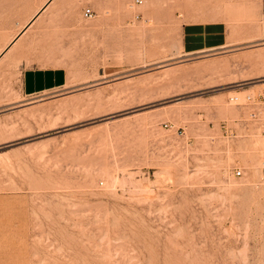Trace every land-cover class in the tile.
<instances>
[{
    "label": "rangeland",
    "instance_id": "rangeland-1",
    "mask_svg": "<svg viewBox=\"0 0 264 264\" xmlns=\"http://www.w3.org/2000/svg\"><path fill=\"white\" fill-rule=\"evenodd\" d=\"M154 1L67 0L5 62L0 264H264L262 0ZM210 11L233 40L184 54L176 22ZM34 64L66 85L23 95Z\"/></svg>",
    "mask_w": 264,
    "mask_h": 264
},
{
    "label": "crops",
    "instance_id": "crops-1",
    "mask_svg": "<svg viewBox=\"0 0 264 264\" xmlns=\"http://www.w3.org/2000/svg\"><path fill=\"white\" fill-rule=\"evenodd\" d=\"M48 1L49 0H0V12H18L15 13V15L0 13V28H11L15 25L24 24L18 29V32H21L25 26L28 29L34 24L50 25V23L65 22V20L60 19V16L52 15L49 17L43 15L45 11L50 12L59 9L67 1L50 0L46 7L40 11V14L29 23L36 13L37 6H44ZM1 34L5 36L6 32H2ZM22 36L19 37L16 42L11 43L6 41L1 43L0 72L5 68L4 65L7 60L11 58L14 59L16 56L27 55H25V51L20 48L23 43ZM4 38L5 37H3V40ZM44 39L46 40V38ZM225 42V26L220 21H192L183 23L182 25L181 44L184 54H193V52L204 51L210 48L224 47L226 44ZM51 54L37 53L36 56L46 57L51 56ZM67 79V71L63 66L34 64V66H23L19 74V85L21 93L27 96L65 86ZM3 84L4 86H15L14 83L11 84L9 82L8 76H5Z\"/></svg>",
    "mask_w": 264,
    "mask_h": 264
},
{
    "label": "bare ground",
    "instance_id": "bare-ground-1",
    "mask_svg": "<svg viewBox=\"0 0 264 264\" xmlns=\"http://www.w3.org/2000/svg\"><path fill=\"white\" fill-rule=\"evenodd\" d=\"M49 1H50V0H49ZM49 1H48L44 6H41V7H40V5H39V7L37 6L36 13H35V15L33 16L32 20H31L29 23H31V22H32V21H33V20H34L39 14H40V11H41L44 7H46V5L49 3ZM71 1H74V0H71ZM155 1H156V0H155ZM155 1H154V3H155ZM157 1H158V0H157ZM161 1H163V0H161ZM166 1H167V0H166ZM168 1H169V0H168ZM174 1H175V0H174ZM180 1H182V0H180ZM184 1H186V0H184ZM255 1H257V0H255ZM170 2H171V1H170ZM170 2H167V5H165V4H164V5L167 6V7H168V6L172 7L171 5H173V3H172V2L170 3ZM201 2H203V1H201ZM205 2H206V1H205ZM210 2H211V1L209 0V2H206V3L209 4ZM252 2H253V1H252ZM159 3H160V2H159ZM184 3H185V2H184ZM212 3H213V1H212ZM260 3H261V2H260ZM260 3H258V4L256 3V4H257L256 6H257V8H258V12H257V13H256L255 11H253L254 9L252 10V9L249 8V10H248L249 20L254 21V20L257 19L256 21H258V18L261 17V14H260V11H259L260 8H261V6H260L261 4H260ZM110 4H111V1H110ZM122 4H124V3H122ZM180 4H181V3H180ZM186 4H187V3H186ZM214 4H217V3H214ZM254 4H255V3H254ZM116 5H117V4H116ZM146 5H147V4H146ZM154 5H156V4H154ZM154 5H151V7L154 6ZM182 5H183V2H182ZM182 5H181V7H182ZM184 5H185V4H184ZM197 5H198V3H197ZM204 5H205V4H204ZM209 5H210V4H209ZM143 6H144V5H143ZM161 6H162V5H161ZM161 6H160V7H161ZM175 6H176V5H175ZM195 6H196V5H195ZM200 6H201V5H200ZM211 6H212V5H211ZM160 7H157V8H160ZM184 7H185V6H184ZM206 7H208V6H206ZM206 7H205L204 9H206ZM213 7H214V6H213ZM113 8H115V6H114ZM130 8H131V7H130ZM141 8H142V6H141ZM144 8H145V7H144ZM147 8H148V7H147ZM161 8H162V7H161ZM186 8L188 9V7H186ZM192 8H193V7H192ZM194 8H196V7H194ZM194 8H193V11H194ZM201 8H202V6H201ZM209 8H210V7H209ZM219 8H220V7H219ZM219 8H217V9H219ZM197 9H199V8H197ZM215 9H216V8H215ZM217 9H216V10H217ZM104 10H105V9H104ZM116 10L118 11V9H116ZM121 10H122V9H121ZM129 10H130V9H129ZM156 10H157V9H156ZM165 10H166V8H165ZM182 10H183V9H182ZM212 10H214V9H212ZM216 10H215V11H216ZM125 11H126V10H125ZM127 11H128V10H127ZM145 11H146L147 13H150V10H148V9H146ZM186 11H187V10H186ZM197 11H199V10H197ZM202 11H203V10H202ZM202 11H201V12H202ZM207 11H209V10H206V12H207ZM107 12H108V11H107ZM113 12H114V11H113ZM119 12H120V10H119ZM122 12H123V11H122ZM151 12H153V11L151 10ZM179 12H180V11H179ZM187 12H188V11H187ZM187 12L184 13V15L182 16V18L179 19V20L176 22L178 25H180L181 23H187V22L189 23V22L195 21L193 18L190 19V16H189V14H188ZM206 12H205V13H206ZM217 12H221V11L219 10V11H217ZM210 13H211V11H210L208 14L206 13L208 16H207V17H204V19H202V20H204V21H202V22L216 21V20H214V19H217V17H216L214 14L211 15V16H209ZM212 13H214V12H212ZM215 13H216V12H215ZM143 14H144V13H143ZM202 14H203V13H202ZM225 14H226V12L224 13V15H223V12H222V15H223V16L221 15V16H222L221 18H220L219 15H218V16H219V18H220L221 20H222V18H223V19H224V18H225V19H226V18L228 19V17H227ZM193 15H194V13H193ZM200 15H201V14H200ZM194 16H195V15H194ZM231 16H232V14H230V17H231ZM147 17H148V16H147ZM201 17H202V16H201ZM196 18H197V17H196ZM199 18H200V16H199ZM211 19H212V20H211ZM232 19H233V18H232ZM247 19H248V18H247ZM147 20H148V19H147ZM197 20H198V19H197ZM218 20H219V19H218ZM221 20H220V21H221ZM228 20H230V19H228ZM141 21H143V19H142ZM141 21H140V22H141ZM222 21H223V20H222ZM225 21H226V20H225ZM230 21H231V20H230ZM232 21H233V20H232ZM145 22H146V21H145ZM199 22H201V21H199ZM223 22H224V21H223ZM228 22H229V21H228ZM228 22H227V23H228ZM233 22H234V21H233ZM249 22H250V21H249ZM133 23H134V22H133ZM141 23H142V22H141ZM231 23H232V22H230V23H228V24H231ZM252 23H253V22H252ZM145 24H147V23H145ZM225 24H226V23H225ZM234 24H235V23H234ZM23 25H24V24H23ZM23 25H21V27H22ZM137 25H138V24H137ZM137 25H136V26H137ZM140 25H141V24H140ZM142 25H143V24H142ZM142 25H141V26H142ZM147 25L149 26V24H147ZM150 25H151V24H150ZM178 25H177V26H178ZM182 25H183V24H182ZM132 26H133V25H132ZM144 26H145V25H144ZM227 26H229V25H227ZM232 26H233V25H232ZM234 26H235V25H234ZM21 27H20V28H21ZM178 27H179V26H178ZM178 27H177V29H178ZM230 27H231V26H230ZM137 28H138V27H137ZM140 28H141V27H140ZM140 28H139V29H136V28H135V29H136L135 31H136V32H140V31L142 32V30H143L145 27H144L143 29H140ZM233 28H234V27H233ZM255 28H256V27H255ZM146 29H147V28H146ZM228 29H229V28H228ZM228 29H227V30H228ZM256 29H257V28H256ZM229 30H230V29H229ZM231 30H232V28H231ZM231 30H230V31H231ZM259 30H260V29H259ZM259 30H258V31H259ZM26 31H27V27L25 26V28H23L21 32H18V33L16 32L13 36H11V37L7 40V42H11V43L16 42V40H17L19 37H21ZM129 31H130V30H129ZM146 31H147V30H146ZM181 31H182V28H181ZM230 31H227V32H230ZM235 31H236V30H235ZM235 31H234V32H235ZM232 32H233V31H232ZM260 32H261V31H260ZM262 32H263V31H262ZM133 33H135V32H133ZM179 33H180V32H179ZM235 33H236V32H235ZM228 34H229V33H228ZM130 35H133V34H130ZM231 35H232V34H231ZM257 35L259 36V33H258ZM260 35H262V34H260ZM176 36H179V35H176ZM226 36H227V37H226V42H225L226 44H225L224 46H227V45H228L230 39L233 40L232 38H230V34L227 35V33H226ZM259 37H260V36H259ZM179 38H180V39L178 40V41H179L178 44L180 45V49H182L181 37L179 36ZM177 39H178V38H177ZM262 41H263V40H262ZM175 43H176V42H175ZM176 44H177V43H176ZM9 46H10V45H9ZM248 54H249V53H248ZM251 54H252V52H250L249 55H251ZM256 54H257V53H256ZM258 54H259V53H258ZM4 55H5V54H4ZM4 55H3V56H4ZM252 55H253V54H252ZM261 55H263V53H262V54H259V56H261ZM3 56H2V57H3ZM239 57H240V56H238V59H239ZM244 57H245V56H243V59H244ZM246 57H247V55H246ZM253 57H254V56H253ZM255 58H257V57L255 56ZM255 58H254V59H255ZM258 58H259V57H258ZM262 58H263V56H262ZM245 59H247V58H245ZM248 59H249V58H248ZM249 60L252 61V63H253V60H252V59H249ZM256 60H257V59H256ZM259 60H261V58H260ZM211 61H212V60H211ZM214 61H215V60H213L212 62H214ZM233 61H234V60H233ZM236 61L239 62V60H236ZM236 61H235V62H236ZM212 62H210L211 65H210L209 63H208V64H209L210 66H212V65H213ZM225 62H226V61H225ZM225 62H224V63H225ZM227 62H229V61H227ZM247 62H248V61H247ZM254 62H255V60H254ZM230 63H232V62H229V64H230ZM233 63H234V62H233ZM248 63H249V62H248ZM255 63H256V62H255ZM222 64H223V63H222ZM225 64H226V63H225ZM249 64H251V63H249ZM219 65H221V64H219ZM227 66H228V65H227ZM235 66H236V65H235ZM208 67H209V66H208ZM213 67H214V65H213ZM232 67H233V66H232ZM212 69H213V68H212ZM215 69H216V68H215ZM181 70H182V69H181ZM183 71H184V70H183ZM185 77H186V76H185ZM185 77H184V78H185ZM187 78H188V77H187ZM234 97L239 98L238 95L233 96V98H234ZM223 104H224V103H223ZM218 105H221V104H218ZM218 108H219V107H218ZM230 109H232V108H230ZM234 110H235V109H234ZM232 111H233V110H232ZM99 167H100V166H99ZM100 168H101V167H100ZM105 169H106V168H105ZM97 171H98V169H97ZM102 174H103V172H102ZM104 175H105V173H104ZM111 175H112V174H111ZM105 177H107V176H105ZM114 177H115V176H114ZM114 177H113V178H114ZM113 178H111L112 180L109 179V181H113ZM107 180H108V179H107ZM114 180H115V179H114ZM111 184L113 185V183H111ZM108 185H109V184H108Z\"/></svg>",
    "mask_w": 264,
    "mask_h": 264
},
{
    "label": "built area",
    "instance_id": "built-area-1",
    "mask_svg": "<svg viewBox=\"0 0 264 264\" xmlns=\"http://www.w3.org/2000/svg\"><path fill=\"white\" fill-rule=\"evenodd\" d=\"M142 0H133L134 3L138 4L140 3ZM261 23L264 24V0H262L261 2ZM95 15V11L92 10L90 7H85V9H83V17L86 18H92ZM252 115H254L253 112H251ZM236 174H240V171L237 170Z\"/></svg>",
    "mask_w": 264,
    "mask_h": 264
}]
</instances>
